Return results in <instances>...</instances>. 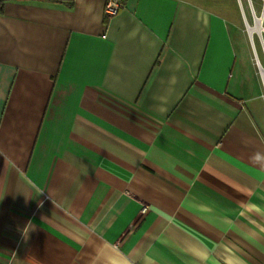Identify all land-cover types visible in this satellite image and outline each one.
<instances>
[{"label": "crops", "instance_id": "crops-1", "mask_svg": "<svg viewBox=\"0 0 264 264\" xmlns=\"http://www.w3.org/2000/svg\"><path fill=\"white\" fill-rule=\"evenodd\" d=\"M123 1L0 0V264H264L237 7Z\"/></svg>", "mask_w": 264, "mask_h": 264}, {"label": "rangeland", "instance_id": "rangeland-1", "mask_svg": "<svg viewBox=\"0 0 264 264\" xmlns=\"http://www.w3.org/2000/svg\"><path fill=\"white\" fill-rule=\"evenodd\" d=\"M200 1L207 6L215 8L216 3L214 0ZM224 1L227 3L225 2L224 4ZM222 2L224 5L219 6L218 9L222 12L225 11L224 13H226V15L231 19L238 21L237 11L234 7L236 6L244 22H247L249 25H254V18L259 17L262 18V26L264 28V0H222ZM242 11L244 12V16ZM243 20L242 27L244 28L246 34H248V31L246 30V24L244 26ZM252 43L255 46V51L258 58V60H256L257 66L260 65L264 67V31L260 35L254 33Z\"/></svg>", "mask_w": 264, "mask_h": 264}, {"label": "built area", "instance_id": "built-area-1", "mask_svg": "<svg viewBox=\"0 0 264 264\" xmlns=\"http://www.w3.org/2000/svg\"><path fill=\"white\" fill-rule=\"evenodd\" d=\"M124 7L123 0H105V14L108 18L116 16ZM145 210V207L142 211Z\"/></svg>", "mask_w": 264, "mask_h": 264}, {"label": "bare ground", "instance_id": "bare-ground-1", "mask_svg": "<svg viewBox=\"0 0 264 264\" xmlns=\"http://www.w3.org/2000/svg\"><path fill=\"white\" fill-rule=\"evenodd\" d=\"M264 31L262 26V18L256 17L254 25H249V32L254 35V33L261 34ZM262 73L264 74V67L261 66Z\"/></svg>", "mask_w": 264, "mask_h": 264}, {"label": "water", "instance_id": "water-1", "mask_svg": "<svg viewBox=\"0 0 264 264\" xmlns=\"http://www.w3.org/2000/svg\"><path fill=\"white\" fill-rule=\"evenodd\" d=\"M256 20V17L254 18V21ZM245 24H246V29H247V31H248V34H249V36L251 37V39H253V35L249 32V24L247 23V22H245ZM260 35V34H259ZM259 68H260V71H261V73H262V70H261V66L259 65ZM262 75H263V77H264V74L262 73Z\"/></svg>", "mask_w": 264, "mask_h": 264}]
</instances>
